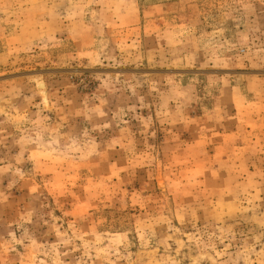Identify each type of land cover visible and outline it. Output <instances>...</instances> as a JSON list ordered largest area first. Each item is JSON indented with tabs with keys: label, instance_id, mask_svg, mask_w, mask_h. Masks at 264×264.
Returning <instances> with one entry per match:
<instances>
[{
	"label": "rangeland",
	"instance_id": "374dc122",
	"mask_svg": "<svg viewBox=\"0 0 264 264\" xmlns=\"http://www.w3.org/2000/svg\"><path fill=\"white\" fill-rule=\"evenodd\" d=\"M0 264H264V0H0Z\"/></svg>",
	"mask_w": 264,
	"mask_h": 264
}]
</instances>
